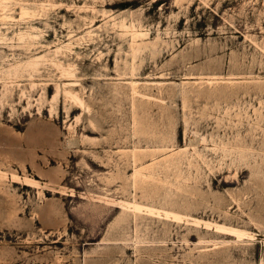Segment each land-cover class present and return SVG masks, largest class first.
<instances>
[{"label": "rangeland", "instance_id": "374dc122", "mask_svg": "<svg viewBox=\"0 0 264 264\" xmlns=\"http://www.w3.org/2000/svg\"><path fill=\"white\" fill-rule=\"evenodd\" d=\"M0 264H264V0H0Z\"/></svg>", "mask_w": 264, "mask_h": 264}, {"label": "bare ground", "instance_id": "6f19581e", "mask_svg": "<svg viewBox=\"0 0 264 264\" xmlns=\"http://www.w3.org/2000/svg\"><path fill=\"white\" fill-rule=\"evenodd\" d=\"M134 209L138 212H143V211H146V212H148V213H150V214H153V213H158V214H160L159 216H162L161 214L162 213H160V212H156V211H152V210H148V209H145V208H140V207H134ZM135 211V212H136ZM145 212V213H146ZM154 215H156V214H154ZM164 215L165 216H167V217H169L170 215H168V214H165L164 213ZM176 217V216H175ZM171 218V217H170ZM176 218H178V217H176ZM176 218H174V219H176ZM169 219V218H168ZM209 228V227H208ZM218 230H222V232H223V230L227 233V234H229V235H231V236H237V237H242L243 236V234H241L240 232H238V231H234V230H228V229H223V228H218Z\"/></svg>", "mask_w": 264, "mask_h": 264}]
</instances>
